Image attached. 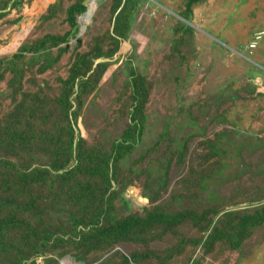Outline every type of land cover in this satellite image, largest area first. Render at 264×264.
Returning <instances> with one entry per match:
<instances>
[{"label":"rangeland","instance_id":"1","mask_svg":"<svg viewBox=\"0 0 264 264\" xmlns=\"http://www.w3.org/2000/svg\"><path fill=\"white\" fill-rule=\"evenodd\" d=\"M0 264H264V0H0Z\"/></svg>","mask_w":264,"mask_h":264},{"label":"trees","instance_id":"2","mask_svg":"<svg viewBox=\"0 0 264 264\" xmlns=\"http://www.w3.org/2000/svg\"><path fill=\"white\" fill-rule=\"evenodd\" d=\"M89 1H90V0H89ZM85 10H86V7H85V6H81V7L79 8V12H80L81 14H82ZM19 54H21V53H19ZM132 82L135 84V86H137L136 80H135V78H133V77H132ZM136 91H137V90H136ZM142 103H143V102H141V103L139 102V103H138V106H139V107H140V105L142 106ZM135 114H136V112H135V111H132V121H133V126H135L136 129H138V130H139V133H140V129H141V127H139L137 121H135V119H136ZM130 137H131V135H130V133H128V134L124 137L123 141H124V140H129ZM69 140H70V139H69ZM123 141H122L121 143H119V144H116V146L122 145ZM105 157H106V156H105ZM9 169L11 170V172H15L16 175H17L19 178H22V177L25 175V171H24V169L22 168V166L17 165V166H15V167H13V168H9ZM40 171H41L40 168L34 167V168H32V170L30 171V175L35 176L36 174H39ZM41 172H42V171H41ZM101 172H103V173H108V174H109V165L103 167V169H102ZM45 232H46L45 236H47V235L50 233V230H49V229H45ZM24 252H26V251H24ZM32 254H34V252H33ZM27 256H28V255H26V253H25L24 257H27ZM78 256H80V255H78Z\"/></svg>","mask_w":264,"mask_h":264},{"label":"bare ground","instance_id":"3","mask_svg":"<svg viewBox=\"0 0 264 264\" xmlns=\"http://www.w3.org/2000/svg\"><path fill=\"white\" fill-rule=\"evenodd\" d=\"M84 19L86 20V19H87V17H85ZM85 22H87V24H88V23L90 22V20H88V21H85Z\"/></svg>","mask_w":264,"mask_h":264},{"label":"water","instance_id":"4","mask_svg":"<svg viewBox=\"0 0 264 264\" xmlns=\"http://www.w3.org/2000/svg\"><path fill=\"white\" fill-rule=\"evenodd\" d=\"M83 29H81V31H82Z\"/></svg>","mask_w":264,"mask_h":264}]
</instances>
